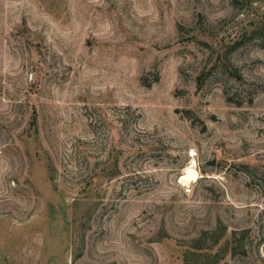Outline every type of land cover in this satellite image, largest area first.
<instances>
[{
    "label": "rangeland",
    "instance_id": "1",
    "mask_svg": "<svg viewBox=\"0 0 264 264\" xmlns=\"http://www.w3.org/2000/svg\"><path fill=\"white\" fill-rule=\"evenodd\" d=\"M222 231L219 264H264V0H0V264Z\"/></svg>",
    "mask_w": 264,
    "mask_h": 264
},
{
    "label": "trees",
    "instance_id": "2",
    "mask_svg": "<svg viewBox=\"0 0 264 264\" xmlns=\"http://www.w3.org/2000/svg\"><path fill=\"white\" fill-rule=\"evenodd\" d=\"M225 231H222L220 234H218L216 237L213 236L210 243L205 244V240H202V238H205L204 236L202 238H199L195 241V243L192 245L193 249H196L197 251L206 250L205 252H196L192 250H187L184 255V264H219L221 260V256L219 255V252H211L213 250L214 246L219 243V241L224 237ZM205 258H210V260Z\"/></svg>",
    "mask_w": 264,
    "mask_h": 264
},
{
    "label": "bare ground",
    "instance_id": "3",
    "mask_svg": "<svg viewBox=\"0 0 264 264\" xmlns=\"http://www.w3.org/2000/svg\"><path fill=\"white\" fill-rule=\"evenodd\" d=\"M196 176V171L189 168L187 171H186V174L182 177L184 180H188V179H192V178H195Z\"/></svg>",
    "mask_w": 264,
    "mask_h": 264
}]
</instances>
